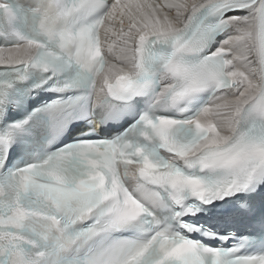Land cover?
<instances>
[{
	"label": "snow or ice",
	"instance_id": "snow-or-ice-1",
	"mask_svg": "<svg viewBox=\"0 0 264 264\" xmlns=\"http://www.w3.org/2000/svg\"><path fill=\"white\" fill-rule=\"evenodd\" d=\"M0 264H264V0H0Z\"/></svg>",
	"mask_w": 264,
	"mask_h": 264
}]
</instances>
